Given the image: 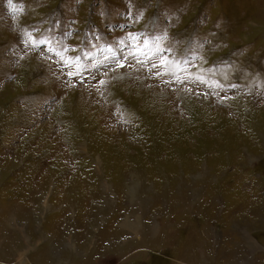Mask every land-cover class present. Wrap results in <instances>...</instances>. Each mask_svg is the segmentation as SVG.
Instances as JSON below:
<instances>
[{"label": "rangeland", "instance_id": "obj_1", "mask_svg": "<svg viewBox=\"0 0 264 264\" xmlns=\"http://www.w3.org/2000/svg\"><path fill=\"white\" fill-rule=\"evenodd\" d=\"M261 220L264 0H0V264H264Z\"/></svg>", "mask_w": 264, "mask_h": 264}, {"label": "snow or ice", "instance_id": "obj_2", "mask_svg": "<svg viewBox=\"0 0 264 264\" xmlns=\"http://www.w3.org/2000/svg\"><path fill=\"white\" fill-rule=\"evenodd\" d=\"M10 2H11V0H10ZM30 39L32 40V44L34 47H39L41 44H49L48 41L43 40V39L37 40L36 38H33L31 36H30ZM54 54L59 55V53H54Z\"/></svg>", "mask_w": 264, "mask_h": 264}, {"label": "crops", "instance_id": "obj_3", "mask_svg": "<svg viewBox=\"0 0 264 264\" xmlns=\"http://www.w3.org/2000/svg\"><path fill=\"white\" fill-rule=\"evenodd\" d=\"M259 206H261V204H259ZM256 214L253 212V215H251L252 216V218H251V220H254L255 221V218H256V216H255ZM250 216V217H251ZM258 218V217H257ZM262 221V220H261ZM262 223L264 224V222L262 221ZM263 226H261V228H262Z\"/></svg>", "mask_w": 264, "mask_h": 264}]
</instances>
